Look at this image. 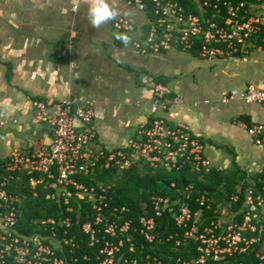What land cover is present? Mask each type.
<instances>
[{
	"label": "built area",
	"instance_id": "built-area-1",
	"mask_svg": "<svg viewBox=\"0 0 264 264\" xmlns=\"http://www.w3.org/2000/svg\"><path fill=\"white\" fill-rule=\"evenodd\" d=\"M200 13L188 12L176 0H125L140 11L151 10L154 18L145 40L134 45L142 53H161L172 49L191 52L195 47L203 59L240 57L247 60L255 49L264 51V0H196ZM78 6H75L77 9ZM119 31L134 28L124 16L115 22ZM149 87L155 96L152 115L122 147L102 145L94 126L96 111L91 100L74 104L71 100H33L40 120L52 131L49 143H36L30 150L15 148L7 158H0V264H86L88 255L79 256L76 243L68 238L72 217L61 222L55 217L34 220L38 230L23 232L20 225L21 206L28 194L21 190L26 185L32 190L45 188L46 198L64 202L68 212H74L71 198L79 202V214L83 204L89 206L91 218L83 222L81 229L90 244H101L98 264H163L152 254L143 258H130L125 254L136 251L133 219L126 217L128 206H111L110 189L113 184L98 181L88 184L78 176H89L98 167L103 169H129L134 165L167 170L181 169L189 164L193 171L208 172L214 167L206 154L205 143L194 135L186 124H170L160 111H166L172 103L180 102L172 88L154 79ZM232 96L225 95L227 102ZM244 100L251 105L264 106V89L250 85ZM208 101V100H207ZM14 122L17 119H13ZM5 122L0 118V124ZM257 145H264V123L246 125ZM264 172V167L259 171ZM23 187V188H24ZM194 184L185 187L180 200L154 193L151 196L152 214L146 212L138 219L139 231L153 243L157 239L158 219L172 214L186 236L197 241V256L181 264H227L236 255L255 252L258 264H264V186L256 190L249 187L241 209L227 217L219 216L200 229L197 222L202 211L193 212ZM240 196L231 197L238 202ZM201 206L212 208L209 198H196ZM194 214L196 216L193 221ZM115 216V218H114ZM64 236L60 237L61 228ZM27 228V227H26ZM66 235V236H65ZM181 241L178 240L177 244ZM261 245V250L258 246ZM239 264H248L240 261Z\"/></svg>",
	"mask_w": 264,
	"mask_h": 264
},
{
	"label": "crops",
	"instance_id": "crops-1",
	"mask_svg": "<svg viewBox=\"0 0 264 264\" xmlns=\"http://www.w3.org/2000/svg\"><path fill=\"white\" fill-rule=\"evenodd\" d=\"M105 2L118 14L93 27L89 9L94 0H0V118L5 120L0 124V158H7L15 148L30 150L36 143L52 140V131L36 113V98L68 99L81 105L91 100L99 141L109 147H122L151 118L155 96L149 81L164 77L173 90L172 96L181 101L172 103L160 114L170 124L188 125L194 135L203 139L206 154L215 167L231 166L232 156L227 150L231 147L243 169L250 175L260 173L264 167V145L254 142L247 131L248 124L239 117L248 115L252 124L264 123V106L249 105L244 100L248 86L264 89V80L224 91L216 100L224 104L238 101L234 109L239 112L232 114L230 122L219 121L215 108L197 109L200 102L185 100L178 80L172 85L173 77L163 72L162 61L167 63L175 52L186 51L139 52L134 43L145 40L150 27L149 13L125 0ZM121 16L132 21V30L119 31L115 27ZM121 37H126L127 43ZM257 51L264 54L255 49L247 60L231 59L247 62ZM225 95L232 98L224 102ZM203 103L209 105L211 100L205 99ZM110 113L117 124L108 117Z\"/></svg>",
	"mask_w": 264,
	"mask_h": 264
},
{
	"label": "trees",
	"instance_id": "trees-1",
	"mask_svg": "<svg viewBox=\"0 0 264 264\" xmlns=\"http://www.w3.org/2000/svg\"><path fill=\"white\" fill-rule=\"evenodd\" d=\"M176 1L182 4L188 12H201L196 0ZM148 12L151 19H153L154 16L151 10ZM197 51L198 49L195 47L190 53L197 55ZM156 81L167 84L164 77H156ZM239 120L252 125L248 115H241ZM201 140L205 143L203 139ZM227 150L232 156V161L231 166L226 169H219L214 166L208 172H196L186 163L182 165L181 169L174 170L155 169L146 165H134L122 171L98 167L93 174L78 176V179L88 184H96L98 181L113 184L112 189L109 191L112 197L111 206L125 205L130 208L126 217L133 219L132 232L136 251L130 253L128 247L125 248L127 256L141 260L146 254H152L158 256L163 264H181L177 262L179 258L190 261L196 258L197 241L186 236L187 229L179 227L172 214H166L158 219L157 239L153 243L148 242L139 231L133 229L138 226V219L141 215L146 214V212L152 214L151 196L154 193L169 196L171 199L180 200L181 202L184 189L189 184L195 186L191 200L193 212L202 211V216L197 222L200 229L206 223L219 219V209L222 207H229L232 211L241 209L247 189L253 187L258 190L264 186V172L250 175L237 162L234 149L227 147ZM23 187L21 190L25 191L28 196L21 206L19 218L21 230L27 233L37 231L38 226L33 224L34 220L55 217L61 222L65 217L71 216L73 223L72 226L68 227V238L73 239L76 243L75 249L79 256L88 255L89 259L85 261L86 264H98L97 256L101 244L91 245L88 236L81 229L83 222L91 218L89 206L83 204L82 208L85 209H81L82 213L79 214V202L77 198L73 197L71 198V204L75 209L74 212H68V206L64 202L46 198L47 190L44 187L37 190H32L27 185ZM203 194L209 198L208 204L212 205L211 209H208L207 206H201L196 201V198ZM235 194L240 196L238 202L231 200V197ZM195 218L194 214L193 221ZM59 227L61 228L60 237L62 238L64 236L62 231L65 226ZM178 240L181 241L180 244H177ZM258 249L261 250V245L258 246ZM240 261H245L248 264H258L259 258L255 252H249L248 254L232 257L227 264H239ZM119 264H124V261H119Z\"/></svg>",
	"mask_w": 264,
	"mask_h": 264
},
{
	"label": "rangeland",
	"instance_id": "rangeland-1",
	"mask_svg": "<svg viewBox=\"0 0 264 264\" xmlns=\"http://www.w3.org/2000/svg\"><path fill=\"white\" fill-rule=\"evenodd\" d=\"M161 65L165 70L163 72L173 77L172 85H175V79L178 80L180 93L185 100L200 102L197 109L215 108V116L222 122H230L232 114L239 112L238 108L234 109L239 102L235 100L224 104L216 99L224 91L239 88L243 83L258 84L260 80H264V54L259 51L254 52L247 62L231 58L197 60L190 53L175 52L167 63L162 61ZM205 99H210L211 104H204ZM108 117L117 124L118 120L112 113ZM246 142L252 146L250 139L247 138ZM207 152L212 157L210 149ZM219 210L221 217H227L225 208Z\"/></svg>",
	"mask_w": 264,
	"mask_h": 264
},
{
	"label": "clouds",
	"instance_id": "clouds-1",
	"mask_svg": "<svg viewBox=\"0 0 264 264\" xmlns=\"http://www.w3.org/2000/svg\"><path fill=\"white\" fill-rule=\"evenodd\" d=\"M117 14L114 9L109 7L105 0H94L92 7L89 9V19L93 27H98L114 19ZM121 39L127 43L126 37H121Z\"/></svg>",
	"mask_w": 264,
	"mask_h": 264
}]
</instances>
